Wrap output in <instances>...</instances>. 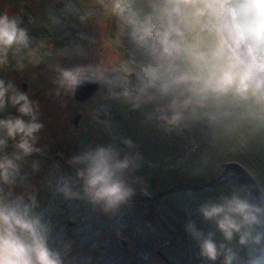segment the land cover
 I'll list each match as a JSON object with an SVG mask.
<instances>
[{"label":"clouds","instance_id":"1","mask_svg":"<svg viewBox=\"0 0 264 264\" xmlns=\"http://www.w3.org/2000/svg\"><path fill=\"white\" fill-rule=\"evenodd\" d=\"M125 21L124 35L132 26L135 50L124 64H50L55 95L71 96L80 86L99 82L112 99L133 110L152 105L169 131L204 121L212 131L210 144L219 150L205 153L200 164L222 179H235V161L220 146L229 140L243 145L264 129V0H140L128 6ZM32 46L20 18L0 14V67L23 70L28 66L23 53ZM50 48L40 59L52 54ZM68 51L83 54L80 45L57 54ZM131 73L135 80L129 79ZM9 106L20 115H0V264H65L49 244V226L36 213L38 202L20 172L24 159L41 151L39 105L0 78V114ZM9 145L11 153L5 151ZM68 162L75 177L58 189L66 197L82 194L108 213L137 190L134 173L142 157L131 138L113 136L112 142L86 146ZM18 187L23 191L16 194ZM199 212L223 236L217 241L191 220L185 223L203 260L264 264V183L257 181L256 195L251 186L234 185L229 194L204 201ZM233 240L248 249L245 260L230 246Z\"/></svg>","mask_w":264,"mask_h":264},{"label":"rangeland","instance_id":"2","mask_svg":"<svg viewBox=\"0 0 264 264\" xmlns=\"http://www.w3.org/2000/svg\"><path fill=\"white\" fill-rule=\"evenodd\" d=\"M56 2L62 6H55ZM139 2L0 0V14L7 12L19 17L21 27L28 30L33 42L32 48L23 53L28 66L23 70H14L11 65L0 67V78L13 82L39 105V119L44 124L38 141L41 151L26 157L20 172L38 202L36 213L49 226V244L62 253L65 264H167L161 254L170 264H213L198 255L196 242L184 229L189 220L205 233L212 232L217 241L223 240L215 223L206 220L199 207L206 200L229 194L233 186L195 190L207 181V173L214 170L200 163L192 169L190 178L167 175L169 170L179 169L185 163L198 162L199 154H193L199 149L193 123L169 131L153 115L152 105L133 110L112 99L107 87L101 84L85 102H77L74 94L55 95L50 64L60 63L65 67L101 62L124 64L129 53L135 50L132 26L124 35L125 13L129 5ZM83 13L89 17L82 20ZM73 45L82 46L83 54L74 51L57 54L60 49ZM50 46L52 54L40 59ZM0 115L20 114L9 106ZM78 115L81 118L75 126ZM113 136L131 138L142 157V165L134 173L137 190L133 197L118 210L106 213L82 194L66 197L58 191L65 181L75 177V168L68 157L86 146L112 142ZM256 140L254 135L243 145L229 140L220 148L240 160L246 152L261 151ZM207 142L210 152L216 154L219 149L213 148L209 138ZM13 150L9 145L5 151ZM34 163L38 167L34 168ZM183 184L189 187H184L182 192L165 194L175 185ZM71 186L79 191L78 185ZM22 191L23 188L15 189L16 194ZM230 246L238 252L241 261L247 258L246 247L239 246L235 240ZM215 264H221L220 260Z\"/></svg>","mask_w":264,"mask_h":264},{"label":"trees","instance_id":"3","mask_svg":"<svg viewBox=\"0 0 264 264\" xmlns=\"http://www.w3.org/2000/svg\"><path fill=\"white\" fill-rule=\"evenodd\" d=\"M195 135H196V143L198 144V148L196 152L193 154H199V159L197 163H193L191 165L184 164L185 159L183 160V166H181L179 169H171L167 172V175H171L172 177H177V176H186L187 178H190L189 175L191 176V173L193 172L192 169H194L195 165L196 167L201 161V156H203L205 153H208L209 155H212L213 153L210 152L209 149V142H207V138L210 139L212 131L211 128L208 126V124L204 121L200 122H195L192 125ZM201 131H206L208 133H200ZM260 135L254 134V138L258 139L256 140V143L259 144V148H261V151H249L243 154L242 159L236 160L233 159L234 161H238L244 166H246L251 172L255 173L256 179L260 183H264V129L258 131ZM260 140V141H259ZM214 155V154H213ZM198 158V157H197ZM182 164V163H181ZM190 173V174H189ZM174 175V176H173ZM176 186V185H175ZM184 188L178 187L175 189L174 192H182ZM142 208V207H141ZM151 218V217H150ZM145 245V244H144Z\"/></svg>","mask_w":264,"mask_h":264},{"label":"water","instance_id":"4","mask_svg":"<svg viewBox=\"0 0 264 264\" xmlns=\"http://www.w3.org/2000/svg\"><path fill=\"white\" fill-rule=\"evenodd\" d=\"M55 6L61 7L62 3L61 2H56ZM130 78L132 80L135 79V74L131 73L130 74ZM100 86L99 82H94V83H86L82 86H80L74 93V98L77 102H85L86 100H88L90 97H92L94 95V93L98 90ZM81 118V115H78L75 117L74 119V125L77 126L78 122ZM61 158V157H59ZM233 172L235 173V179H222L219 175L212 179L210 182L195 188V190H205L207 187H210L211 185H215L219 182L222 183V185H248L251 186L253 189V194L256 195V186H257V179L255 178V176L253 177L250 172L249 169L247 167H245L243 164L235 161V163L231 166ZM176 189V187L168 190L165 192V194H171L174 192V190ZM164 194V193H163ZM161 194V195H163ZM122 244L124 246L127 245V242H125L124 240L122 241ZM162 259H164L166 261L167 264H170V262L166 259V257L164 255H160Z\"/></svg>","mask_w":264,"mask_h":264},{"label":"flooded vegetation","instance_id":"5","mask_svg":"<svg viewBox=\"0 0 264 264\" xmlns=\"http://www.w3.org/2000/svg\"><path fill=\"white\" fill-rule=\"evenodd\" d=\"M218 174L215 171H212L211 173H207L206 180L210 181L211 179L215 178ZM217 185H221V183H218Z\"/></svg>","mask_w":264,"mask_h":264}]
</instances>
